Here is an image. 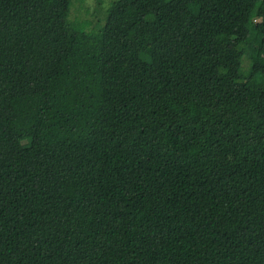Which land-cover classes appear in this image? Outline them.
<instances>
[{"label": "trees", "instance_id": "16d2710c", "mask_svg": "<svg viewBox=\"0 0 264 264\" xmlns=\"http://www.w3.org/2000/svg\"><path fill=\"white\" fill-rule=\"evenodd\" d=\"M73 1L0 0V264H264V0Z\"/></svg>", "mask_w": 264, "mask_h": 264}, {"label": "rangeland", "instance_id": "374dc122", "mask_svg": "<svg viewBox=\"0 0 264 264\" xmlns=\"http://www.w3.org/2000/svg\"><path fill=\"white\" fill-rule=\"evenodd\" d=\"M114 0H74L72 6V20L76 21L78 16L84 21L91 22V28L95 27L99 22L104 25L106 22V12ZM105 18V22L103 19ZM99 29L94 30L97 32ZM244 66H248L245 61Z\"/></svg>", "mask_w": 264, "mask_h": 264}]
</instances>
